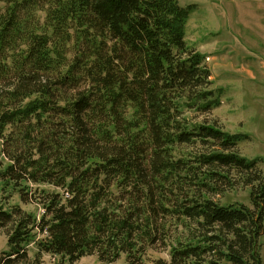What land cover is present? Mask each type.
Here are the masks:
<instances>
[{
	"label": "trees",
	"instance_id": "1",
	"mask_svg": "<svg viewBox=\"0 0 264 264\" xmlns=\"http://www.w3.org/2000/svg\"><path fill=\"white\" fill-rule=\"evenodd\" d=\"M191 10L0 0V177L42 209L37 218L0 204V264H144L160 248L169 260L155 264H262L260 160L236 152L244 135L192 117L220 102L185 40ZM29 185L56 191L32 198ZM238 186L251 208L221 202Z\"/></svg>",
	"mask_w": 264,
	"mask_h": 264
},
{
	"label": "rangeland",
	"instance_id": "2",
	"mask_svg": "<svg viewBox=\"0 0 264 264\" xmlns=\"http://www.w3.org/2000/svg\"><path fill=\"white\" fill-rule=\"evenodd\" d=\"M182 8L192 7L185 26L187 45L204 56L210 71L211 89L219 106L196 120L215 124L231 135L245 136L236 152L248 160L259 159L264 173V0H177ZM246 137L248 139H246ZM7 164L0 155V174ZM6 183V182H5ZM0 177V204L8 209L18 205L37 218L42 209L21 202L12 184L5 186ZM31 196L40 190L52 192L46 185H29ZM56 191V190H55ZM37 196V195H35ZM34 200V199H33ZM224 204H243L251 208L249 189L236 187L221 198ZM6 231L0 230V254L6 250ZM38 239V238H37ZM260 256L264 264V235L260 238ZM33 258L35 247H28ZM168 261L163 249L148 251L144 264ZM42 264H69L56 256L43 255ZM74 264H107L96 256H86ZM110 264H126L125 255Z\"/></svg>",
	"mask_w": 264,
	"mask_h": 264
}]
</instances>
